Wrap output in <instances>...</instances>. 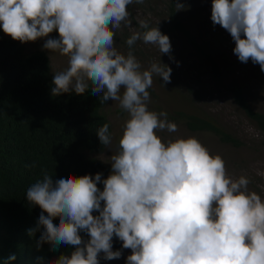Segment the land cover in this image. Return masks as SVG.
Instances as JSON below:
<instances>
[{
  "label": "clouds",
  "instance_id": "obj_1",
  "mask_svg": "<svg viewBox=\"0 0 264 264\" xmlns=\"http://www.w3.org/2000/svg\"><path fill=\"white\" fill-rule=\"evenodd\" d=\"M133 3L144 0H0V31L12 40L23 44L58 33L43 45L68 57V67L53 76V96L83 94L91 85L101 103L118 101L129 115L107 179L97 173L53 182L45 174L28 187L26 201L41 209L37 229L28 234L42 228L38 246L75 247L52 264H99L100 253L119 259L114 236L131 251L126 264H264V199L248 191L250 180L231 178L223 158L196 138L164 143L156 134L177 131L166 112L147 107L153 76L170 83L172 69L159 61L142 70L132 49L142 41L169 54L171 44L144 19L137 21L144 31L131 26ZM176 9H184L180 0ZM210 18L230 34L239 62L250 60L264 72V0H211ZM122 25L131 30L127 55L114 47ZM96 134L101 145L111 144L107 123Z\"/></svg>",
  "mask_w": 264,
  "mask_h": 264
},
{
  "label": "trees",
  "instance_id": "obj_2",
  "mask_svg": "<svg viewBox=\"0 0 264 264\" xmlns=\"http://www.w3.org/2000/svg\"><path fill=\"white\" fill-rule=\"evenodd\" d=\"M176 3L177 0H168L166 18L158 27L160 32L185 35L188 43L208 62L211 79L219 83V64L189 36ZM53 76L43 52L25 53L21 45L0 31V264H43L75 250L70 245H60L58 250L48 243L38 246L42 228L34 235L28 234L29 230L37 229L41 215V209L30 205L25 198L33 183L42 180L45 174L53 182L66 176L94 177L97 173L101 174V181L107 179L108 167L82 153H100L104 149L96 133L108 124L100 111L105 102L91 94V85L83 94L70 91L53 96ZM227 90L232 102L264 141V114L251 108L234 81ZM180 115L184 127L190 131L209 132L222 143L240 144L208 115L191 112ZM118 151L119 144L117 154ZM97 187L102 191V182ZM53 222L58 223L59 218L54 217ZM79 234L82 240L89 239L85 232ZM112 246L113 251L126 250L115 236ZM11 255L16 259L9 262Z\"/></svg>",
  "mask_w": 264,
  "mask_h": 264
},
{
  "label": "rangeland",
  "instance_id": "obj_3",
  "mask_svg": "<svg viewBox=\"0 0 264 264\" xmlns=\"http://www.w3.org/2000/svg\"><path fill=\"white\" fill-rule=\"evenodd\" d=\"M167 2L168 0H144L143 4L129 5L127 10L132 21L131 26L143 31L139 29L137 21L144 19L150 27H160L166 18ZM180 3L184 5V9L177 12L189 36L219 64L221 80L218 83L211 79L208 62L180 32L167 34L171 44L169 54H160L155 46L137 41L132 51L142 70H147L151 63L159 61L172 69L170 83L165 84L162 79L153 76V85L148 89L150 102L147 107L149 111L156 113L166 112L168 120L177 125V131L169 133L167 130H157L156 134L164 143L178 138H196L210 154L223 158L231 178L247 177L250 180L248 191L255 192L264 199V176L257 175V171H264V141L254 125L232 102L227 90L229 83L234 81L241 87L251 108L264 114V72L250 60L246 64L239 62L233 54L235 43L230 34L219 25H213L211 21V0H180ZM1 32L4 37L11 39ZM130 35L131 30L123 25L115 32L114 47L121 54L127 55L129 51L125 41ZM58 38V33L53 31L47 37L34 42H15L22 46L25 53L43 52L48 59L49 72L54 75L68 67V57L61 56L58 52H49L43 45L47 39ZM100 111L109 124L111 144L104 146L100 153H82L105 164L108 167L107 178L111 173V156L117 154L118 142L129 115L119 107L118 101L111 99L103 104ZM183 112L208 115L240 144H225L212 133L186 129L180 119V113ZM129 255L131 251L126 249L121 251L119 259L105 260L103 253H100L99 264H126ZM58 258L53 257L43 264H52Z\"/></svg>",
  "mask_w": 264,
  "mask_h": 264
}]
</instances>
